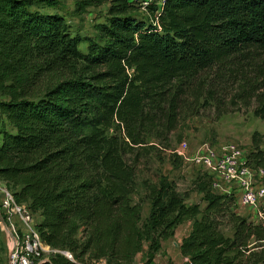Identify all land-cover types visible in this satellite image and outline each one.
Listing matches in <instances>:
<instances>
[{
  "label": "trees",
  "instance_id": "16d2710c",
  "mask_svg": "<svg viewBox=\"0 0 264 264\" xmlns=\"http://www.w3.org/2000/svg\"><path fill=\"white\" fill-rule=\"evenodd\" d=\"M51 5L0 0V182L40 216L54 249L74 248L79 223L92 245H131L137 168L168 147L180 120L230 91L264 120V0H163L145 10L134 0H74L78 10L105 7L84 51ZM251 147L245 163L264 168V135L252 132ZM153 177L143 185L160 236L192 220L179 245L184 264L264 263V224L236 213L208 172L194 180L203 208L166 175ZM41 264L77 263L54 253Z\"/></svg>",
  "mask_w": 264,
  "mask_h": 264
},
{
  "label": "rangeland",
  "instance_id": "374dc122",
  "mask_svg": "<svg viewBox=\"0 0 264 264\" xmlns=\"http://www.w3.org/2000/svg\"><path fill=\"white\" fill-rule=\"evenodd\" d=\"M50 1L53 5L47 7L46 10L57 11L63 15L70 30L81 39L78 48L84 51L85 39L96 37L95 26L104 19L105 7L78 10L74 6V0ZM231 90H234V87ZM232 94L230 91L229 95L223 96L218 104L212 103L201 109L198 115L180 120L176 129L169 136L168 147H160V150L152 151L138 166L134 191L129 199V204H135L139 210L138 218L135 221L136 241L127 246L123 242H119L113 247L110 245L108 249L102 245L95 246L88 242L90 228L79 223L76 228L74 248L68 249L77 264L185 263L186 258L181 255L179 245L189 232L192 220L185 219L177 223L171 235L163 239L159 234L162 227L153 225L150 203L145 196L143 182L154 180L153 176L156 173L164 174L174 180L177 191L184 196L187 204L199 203V207L203 208L204 203L200 201L201 194L194 188V180L205 171L188 161L171 156L170 150L184 141L187 144L188 154L206 150L221 154L228 152L231 147H238L244 155L248 154L252 149V132L257 131L264 135V120L253 115L252 110L255 105L253 100L237 103L231 97ZM0 123H2V127L6 126L1 117ZM172 160L177 164L173 165ZM262 209L264 210V208ZM234 210L240 211L252 219V210L236 205ZM0 215L3 217L1 209ZM36 217L39 222L40 216ZM254 223L264 224L260 221ZM222 230L226 235H230L232 232L229 224H224ZM8 248L9 236L7 232L0 229V264H6Z\"/></svg>",
  "mask_w": 264,
  "mask_h": 264
},
{
  "label": "built area",
  "instance_id": "2783aa9c",
  "mask_svg": "<svg viewBox=\"0 0 264 264\" xmlns=\"http://www.w3.org/2000/svg\"><path fill=\"white\" fill-rule=\"evenodd\" d=\"M134 1L143 8L148 4L161 8L163 0ZM170 153L208 172L213 189L232 193L236 206L252 210V219L249 218L253 222H264V168L247 165L240 148L231 147L228 152L221 154L212 150L188 154L186 142L181 141ZM0 209L3 214L0 229L9 236L6 264H41L54 253L75 261L70 252L54 249L42 240L37 228L38 214L28 210L25 204L17 202L2 182Z\"/></svg>",
  "mask_w": 264,
  "mask_h": 264
},
{
  "label": "crops",
  "instance_id": "0c3cea01",
  "mask_svg": "<svg viewBox=\"0 0 264 264\" xmlns=\"http://www.w3.org/2000/svg\"><path fill=\"white\" fill-rule=\"evenodd\" d=\"M142 10H145V8H141ZM220 192V191H219ZM221 193H227V192H221ZM186 201V200H185ZM236 213H238L239 215H242V216H246V215H244V214H242L240 211L239 212H236Z\"/></svg>",
  "mask_w": 264,
  "mask_h": 264
},
{
  "label": "water",
  "instance_id": "95a60500",
  "mask_svg": "<svg viewBox=\"0 0 264 264\" xmlns=\"http://www.w3.org/2000/svg\"><path fill=\"white\" fill-rule=\"evenodd\" d=\"M0 221L3 222V218L1 217V215H0Z\"/></svg>",
  "mask_w": 264,
  "mask_h": 264
}]
</instances>
